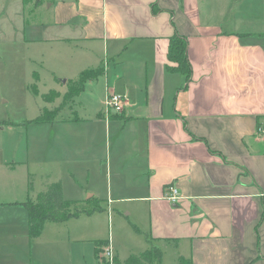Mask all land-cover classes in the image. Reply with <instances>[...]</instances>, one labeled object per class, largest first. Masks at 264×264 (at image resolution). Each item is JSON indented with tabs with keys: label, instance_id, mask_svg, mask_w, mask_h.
Masks as SVG:
<instances>
[{
	"label": "crops",
	"instance_id": "0c3cea01",
	"mask_svg": "<svg viewBox=\"0 0 264 264\" xmlns=\"http://www.w3.org/2000/svg\"><path fill=\"white\" fill-rule=\"evenodd\" d=\"M41 1L0 0V21L11 19L0 37L7 29L27 45V13L40 14L50 35L39 41L57 42L49 52L59 60L41 65L64 69L52 83L33 70V94L53 85L33 120L45 141L26 146L27 161L17 159L18 145L9 155L0 149V238L30 241L28 202L61 182L74 208L95 210L72 217L79 228L67 234L92 243L95 264L111 239L86 221L120 208L145 237L129 234L143 249L120 264L154 247L161 253L151 264H162L168 246L179 264H264V35L245 0ZM175 34L188 39L189 80L168 67L176 66L168 54ZM92 69L102 72L69 97L68 83ZM51 92L58 95L47 100ZM110 93L126 95L121 112L106 111ZM21 165L26 177L12 176ZM170 185L176 201L165 197ZM107 248V260H117Z\"/></svg>",
	"mask_w": 264,
	"mask_h": 264
},
{
	"label": "rangeland",
	"instance_id": "374dc122",
	"mask_svg": "<svg viewBox=\"0 0 264 264\" xmlns=\"http://www.w3.org/2000/svg\"><path fill=\"white\" fill-rule=\"evenodd\" d=\"M245 2L247 3L246 11L249 12L248 19L253 20L255 22L253 26L264 35V0H245ZM246 3L242 6L244 10ZM32 7L31 5L29 8L32 9ZM27 14L32 21L31 30L28 33L32 42L26 45L21 39L17 38L18 35L14 39V36L7 29L4 31V36L0 37V122L2 123L0 125V149L6 148L9 155L15 150L14 146L18 145L19 147H16H18L20 153H18L17 159H24L25 161H27L26 146L37 143V141H45L47 133L35 128L38 124L33 123V120L39 114L41 108L46 105L43 93H48L49 88L53 87V85H47V87L40 84V93L33 94L32 91L37 90L35 83H39L37 80L38 73L34 74L33 70L42 74V77H45L44 81L51 80V83L56 82L55 76L57 78L64 76H62L64 69L58 70L59 67H51L49 64L46 67L41 65L40 60L44 57L49 58V62L55 61L59 65L57 53L53 57L52 52H49L51 46H56L58 43L55 41L47 43L39 41L42 36L50 35V29L44 33L45 28L40 27V14L33 11ZM7 15L11 17V14ZM7 23L11 24V19L0 21V29L5 28ZM81 67L83 66L80 65ZM62 68L64 67L62 66ZM78 68L77 65L76 71ZM69 72L74 74L72 69ZM59 101L60 99L55 100L57 104ZM53 113L54 111L45 112L43 116L49 118L53 116ZM87 113L89 112L87 111ZM40 154L44 155L42 152ZM3 155L4 153L0 151V160ZM43 161L47 160H41V166L48 168ZM22 174L25 177L27 175L23 165L12 176L22 177ZM69 194L73 193L69 192ZM31 203L37 204L35 199L31 200ZM105 212L96 213L93 219H87L89 221H86L87 225L96 226L104 238L111 239L108 246L112 245L113 255L117 257V260H114V257L112 261L107 260L108 246L103 247V244H100L101 264H120V260L125 263L124 259H127L131 252L135 251L137 253L143 249L137 240L132 241L129 234L144 242L145 237L143 234L135 233L133 228L129 226L126 222L128 221L127 211L124 209L111 210V220L108 218V209ZM85 218L90 217L82 215L81 219L86 220ZM78 219L71 217L65 223L48 222L39 235L40 237L29 236L30 241H27L24 236L13 237L12 241H5L0 238V264H37L39 260V264H75L78 259L80 264H95L92 243L90 241L74 242L67 236L70 229L76 231L79 228V224H75L79 223L80 220ZM121 224H125L127 233H125L124 228H120ZM24 232L25 228L23 227L19 233L24 234ZM0 236H3V234H0ZM162 261V264H179L175 249L172 246H168ZM130 262L132 264H142L141 261L135 259Z\"/></svg>",
	"mask_w": 264,
	"mask_h": 264
},
{
	"label": "trees",
	"instance_id": "16d2710c",
	"mask_svg": "<svg viewBox=\"0 0 264 264\" xmlns=\"http://www.w3.org/2000/svg\"><path fill=\"white\" fill-rule=\"evenodd\" d=\"M25 1H33V0H25ZM37 3L42 2L41 0H35ZM188 39L184 36L175 34L171 38V43L169 47V59L176 64V66H168L169 69L173 71H182L186 79H191L192 76V68L191 63L187 53ZM102 71L100 69H92L85 70L82 72L77 81H70L68 83L70 87V95L74 96L77 94L82 88L88 79H91L94 76H98ZM58 95L57 92H51L45 98L47 100L53 99ZM48 117L42 115L38 116L36 121H46ZM37 204H32L31 201L28 202L29 206V221H30V234L33 237H38V235L43 230L45 224L47 222L57 221L63 222L67 221V219L71 217H77L82 213L92 214L95 212L93 209H79L78 207L74 208V202L72 200H67L64 197V191L62 189L61 182H53L51 183L47 190L41 192L36 201ZM108 241L106 242V245ZM160 250L156 247L145 251L142 253L140 257L132 256L127 263H131L132 259L139 261H146L148 263H153V260L160 256ZM180 264H191V261L186 260L184 258L179 259Z\"/></svg>",
	"mask_w": 264,
	"mask_h": 264
},
{
	"label": "built area",
	"instance_id": "2783aa9c",
	"mask_svg": "<svg viewBox=\"0 0 264 264\" xmlns=\"http://www.w3.org/2000/svg\"><path fill=\"white\" fill-rule=\"evenodd\" d=\"M126 95L119 93H110L106 101V111L114 110L121 112L125 104ZM264 130V127L262 128ZM165 197L170 201H176L179 198V189L175 185H170L166 191Z\"/></svg>",
	"mask_w": 264,
	"mask_h": 264
}]
</instances>
